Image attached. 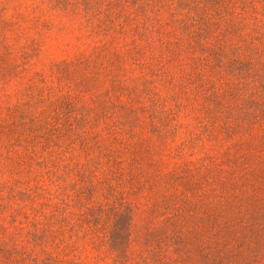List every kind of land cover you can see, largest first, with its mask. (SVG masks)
<instances>
[{"label":"rangeland","instance_id":"rangeland-1","mask_svg":"<svg viewBox=\"0 0 264 264\" xmlns=\"http://www.w3.org/2000/svg\"><path fill=\"white\" fill-rule=\"evenodd\" d=\"M0 264H264V0H0Z\"/></svg>","mask_w":264,"mask_h":264}]
</instances>
